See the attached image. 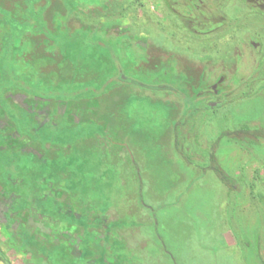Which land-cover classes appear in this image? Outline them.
I'll return each mask as SVG.
<instances>
[{"label":"rangeland","instance_id":"1","mask_svg":"<svg viewBox=\"0 0 264 264\" xmlns=\"http://www.w3.org/2000/svg\"><path fill=\"white\" fill-rule=\"evenodd\" d=\"M17 1L28 23L4 32L0 22V141L12 132L35 154L0 155V249L10 263L102 264L30 235L39 214L66 219L69 192L89 219L104 213L115 225L114 264H264V0ZM27 2L45 11L32 18ZM44 51L48 68L71 60L70 77L28 74ZM119 63L167 88L115 86ZM48 106L69 109L77 125L45 121ZM248 127L259 136L234 132ZM39 187L65 190L63 203Z\"/></svg>","mask_w":264,"mask_h":264},{"label":"flooded vegetation","instance_id":"2","mask_svg":"<svg viewBox=\"0 0 264 264\" xmlns=\"http://www.w3.org/2000/svg\"><path fill=\"white\" fill-rule=\"evenodd\" d=\"M222 80H223L222 78L218 79V83L221 82ZM213 88H214L213 91L215 93H220V90H219L220 88H218V84H214ZM208 103H210L209 100H208ZM49 111L51 112L52 110H49ZM49 111L46 110L45 112L46 114L44 117L45 121H48L49 119L51 120V118L49 117L51 116L52 113H50ZM60 113H63V112L60 111ZM61 116H62L61 118L65 120H67L70 117V116L68 117L67 114L66 116L65 115H61ZM2 119L3 118L0 116V120ZM3 124L4 126L0 125V130L1 131L4 130V132L6 131L7 133V130H6L7 126L5 125V123ZM51 124H54V123H51ZM44 188L45 187H42V188L39 187V190L36 192H38V194H40V196H42L45 200L51 199V202L55 205H59L60 203L61 204L63 203V201L61 200V197L64 195L65 190H58V189L56 190L53 188V191H51L52 192L51 193L49 191H44L45 190ZM67 193L69 194L70 197L68 196V198L64 201L65 206L69 208V213L66 214L67 216L66 219H64L63 221L62 220L63 218H60V217L58 218L57 216L47 217V215H44V217H40L41 215L39 214L34 219L36 222V225L34 226V228L33 229L29 228L31 237L36 238V242L38 243H40L41 240L43 241L44 238L48 239L51 245L53 246L52 248H54V252L62 253L66 251L69 257H72L74 259L73 261H77V263L78 262L84 263V261H86V258L88 256L95 255V254H97L99 258L102 257L101 259L102 264L105 261H108L107 264H114L117 261H121L117 258V256L119 257V253H121V250L119 251L117 244H112L114 235L118 233L116 234L112 233L111 227L115 228V225L113 223H111L110 225L109 224L107 225V223L110 220L108 216L102 213L100 215H97L96 217L91 218L92 220H97V225H92L94 227H92V229L90 230L91 225L89 224V222L91 221V219H89L90 217L84 214V206H82L81 208V203L73 197V194L69 192ZM2 204H5V203L3 202ZM1 208H3V205L1 206ZM31 214L33 213L28 214V216L26 217H22L21 220L16 219L15 221L18 222L17 225H19L22 221H24V224H27V221L31 217ZM26 226L28 227V225ZM105 229H108V230L105 231ZM119 235H121V233H119ZM57 245H59L60 247L55 248ZM86 253L88 255L87 257H85ZM109 258L110 260L112 259L113 261L109 262ZM0 259L4 261L1 257ZM130 264H133V261L130 262Z\"/></svg>","mask_w":264,"mask_h":264},{"label":"trees","instance_id":"3","mask_svg":"<svg viewBox=\"0 0 264 264\" xmlns=\"http://www.w3.org/2000/svg\"><path fill=\"white\" fill-rule=\"evenodd\" d=\"M10 4H12V5H10ZM9 5L11 7H9ZM26 8H27V11L29 12V14H32V18L33 17H39L40 14L42 15L41 11L42 12L45 11V9H44L43 6L42 7H37V6H35V4H29L28 2H27V5H26ZM80 8H81V6H78V8L73 7L74 11H76V12L77 11H80ZM19 9H20L19 8V3H18L17 0H9L8 6L5 5V1L4 0H3L2 3H0V14L2 15V17L0 18V22H1V19H2V21L4 20V21H6L8 23L7 24L8 27H6V29H4V32H8V29L7 28H9V25H10L11 28H16V26L18 25L17 23H20V22L21 23H24L25 22L26 24L28 23L29 20L26 18V17H28V15H25V19H26V21H25V19H23L24 17L22 16V14L18 13ZM95 28H98V27H95ZM2 36L3 35L0 33V43L3 42V37ZM48 53H50V52L49 51L39 52L35 57L32 58V62L31 63H33V64L32 65L28 64L26 68H27V71L29 72L28 74H30V73H32V74L33 73L34 74H38L36 78L41 79V78H44L45 77V79L47 81H49V82H51L53 84H54V81H56V84H58V81L59 80H62V79L65 80V77L66 76L67 77H70V75L72 74L71 72L73 70H75V67L76 66L71 62V60H68L66 63L64 62L63 64H61L62 66L59 65L57 67L58 69L48 68V66L51 67L53 65V63H52L53 60H52L51 57H49L51 54L49 55ZM112 55H113V57L116 56L115 53H113ZM39 58H41V59L39 60ZM121 66L122 65L119 63V65L117 67L118 70H117V73L115 75V79L117 80V82L115 83V86L117 84L123 82V81H132V82L137 83V84H139L141 86H144V87H153L154 89H165V88H167V86H164V85H149V84H145V83H142L140 81H137L136 79L131 78L129 75H127L126 73H124V68L121 67ZM137 67L140 69V67H142V65H140V66L138 65ZM24 74L27 77L28 74L27 73H24ZM4 75H6V74H4ZM57 77H59V78H57ZM17 78L18 77L16 76L15 79H13V81L11 82V85L19 84V82H16L17 81ZM109 82L112 83V80L109 81ZM59 85H60V83H59ZM60 86H62V85H60ZM113 86H114V83L111 84V87H113ZM33 88H35V87H33ZM83 89L86 90V88L80 87V89L77 90V92H81ZM45 94H47L48 96H50L51 95V92L50 91H45ZM59 95L62 96V97H67L66 90H64V89L60 90ZM0 103H3V99H0ZM60 106L63 109L65 108L64 104H60ZM2 107H3V110L1 111V115L0 116L2 118H4V115H5L4 105H2ZM47 110L48 111L49 110H52L51 112L50 111L49 112L53 114V117L51 118V120L49 119L48 122H51V123H54V124H57V125H59V124H65V123H67L68 126H75V125H77L75 123L73 124L74 118H73L72 114H70L67 111L69 109H67L65 111V113L67 112L68 117L70 116L67 120H65V119L60 120V117H59V115L61 114L60 113V110H56V108L54 106H52V107L51 106H48ZM24 111H29V110L28 109H25ZM55 115H57V117H59V118L57 119L55 117ZM86 120L87 119L85 117V118L82 119V122H85ZM60 121H62V122H60ZM67 124H65V125H67ZM63 127L64 126H62V128ZM259 131L260 130H256L254 128L251 129V128L248 127V128H241V129L235 130L234 132L236 134H238V133L241 132V133H250V134H253L255 136L256 135L259 136L258 134L261 132V131L260 132ZM13 132H15V131H13ZM231 133H233V132H229V136L231 135ZM13 136H14V134H12V132H11L10 134H8V136L5 137V139H3V140L0 141V154L3 151H8L9 153H13L16 150L21 151L23 153H27V154H35V151H32V149H34L33 146H29V148H26L25 145H20L19 146L18 144H15V141L14 140L13 141H11V140L9 141V139H12ZM236 138H238V137H236ZM238 139H240L241 142L243 141V137H239ZM246 143H247V141H246ZM0 257L7 264H11L9 262L8 258L6 257L5 253L2 252L1 250H0Z\"/></svg>","mask_w":264,"mask_h":264}]
</instances>
